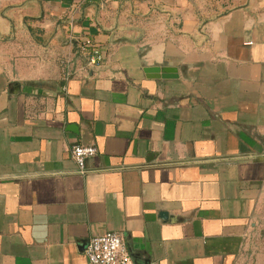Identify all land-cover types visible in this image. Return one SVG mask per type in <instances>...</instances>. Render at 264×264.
Here are the masks:
<instances>
[{
	"label": "crops",
	"instance_id": "crops-1",
	"mask_svg": "<svg viewBox=\"0 0 264 264\" xmlns=\"http://www.w3.org/2000/svg\"><path fill=\"white\" fill-rule=\"evenodd\" d=\"M106 231L130 264H264V0H0V264Z\"/></svg>",
	"mask_w": 264,
	"mask_h": 264
},
{
	"label": "built area",
	"instance_id": "built-area-1",
	"mask_svg": "<svg viewBox=\"0 0 264 264\" xmlns=\"http://www.w3.org/2000/svg\"><path fill=\"white\" fill-rule=\"evenodd\" d=\"M78 52L85 56L87 66H94L103 61L102 52L92 45L87 38H82L78 43ZM71 59L62 60L65 77L71 72ZM97 149L93 145L74 143L69 147V155L77 165L79 172H84L85 161L94 156ZM86 259L92 264H130V256L127 252L122 237L115 231H106L90 237L83 251Z\"/></svg>",
	"mask_w": 264,
	"mask_h": 264
},
{
	"label": "water",
	"instance_id": "water-1",
	"mask_svg": "<svg viewBox=\"0 0 264 264\" xmlns=\"http://www.w3.org/2000/svg\"><path fill=\"white\" fill-rule=\"evenodd\" d=\"M143 72L147 78H172L176 77V68L167 66H147L143 68ZM160 216L164 220L171 221L173 218L166 212H160Z\"/></svg>",
	"mask_w": 264,
	"mask_h": 264
}]
</instances>
